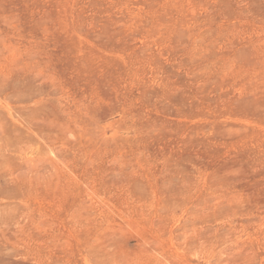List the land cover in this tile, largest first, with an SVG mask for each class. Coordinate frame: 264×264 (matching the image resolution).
<instances>
[{
    "label": "rangeland",
    "instance_id": "obj_1",
    "mask_svg": "<svg viewBox=\"0 0 264 264\" xmlns=\"http://www.w3.org/2000/svg\"><path fill=\"white\" fill-rule=\"evenodd\" d=\"M0 264H264V0H0Z\"/></svg>",
    "mask_w": 264,
    "mask_h": 264
}]
</instances>
